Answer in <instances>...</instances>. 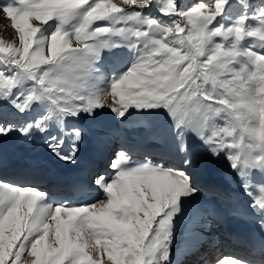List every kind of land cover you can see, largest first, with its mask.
<instances>
[{
  "label": "snow or ice",
  "instance_id": "1",
  "mask_svg": "<svg viewBox=\"0 0 264 264\" xmlns=\"http://www.w3.org/2000/svg\"><path fill=\"white\" fill-rule=\"evenodd\" d=\"M242 6L247 0H237ZM152 0H9L0 3V19L17 34L15 42L0 36V53H6L5 69H0V97L7 98L17 80L34 81L31 92L12 101L23 113L34 101L46 99L49 115L56 117L61 132L70 141L65 155L59 149L63 139L49 137L48 148L60 160L72 162L82 138L80 130L65 131L63 118L79 111L108 107L122 118L130 107L167 110L174 128L191 127L213 156L226 151L231 167H264V53L244 51L250 67L232 70L238 53L217 43L213 37L240 41L258 38L264 46V5L251 16L241 15L225 28L210 25L220 16L228 0H197L179 11L174 0L161 7L165 16L177 15L171 24L156 18H142V10ZM128 9H132L128 11ZM79 16L72 32L60 25ZM257 27L246 30L245 22ZM58 26L47 38L39 37L49 21ZM136 21L132 35L143 47L135 62L110 82L109 91L94 96L86 91L80 72L90 52L87 43L94 36L111 31L97 27L98 21ZM120 31H124L121 29ZM186 33V35H182ZM75 38L73 45L72 38ZM133 47H136L133 45ZM17 71L7 75L6 71ZM111 103H107L108 98ZM213 114H223L227 126L204 134V122ZM15 128L20 135L30 129L44 131L41 119L16 126L0 122V136ZM180 151L185 146L182 136ZM128 155L116 152L109 164L113 176L95 183L104 199L83 206L43 205L44 194L34 188H21L0 182V264H165L169 258L170 228L180 199L196 192L190 176L179 169H162L144 164L127 167ZM185 165L189 164L186 159ZM250 207L264 216V184L256 187ZM264 229V220L261 221ZM216 264H246L226 256Z\"/></svg>",
  "mask_w": 264,
  "mask_h": 264
},
{
  "label": "rangeland",
  "instance_id": "2",
  "mask_svg": "<svg viewBox=\"0 0 264 264\" xmlns=\"http://www.w3.org/2000/svg\"><path fill=\"white\" fill-rule=\"evenodd\" d=\"M196 2H197V0H184L183 2H182V0H174V3L176 4V7H177V9L179 11L186 10L187 8L191 7ZM164 3H166V0H152V3L149 5V7H147V8H145V9L142 10V18H154L155 17L156 19H158L160 21H163V22H166V23H169V24H171L173 21L179 20V17L177 15H175V14L169 15V16H165V15L161 14L160 9L164 5ZM262 5H264V0H247V5L246 6H242L240 3L237 2V0H228V3L224 7L223 13L220 16H218L216 18V20L212 23V25H210L209 27L211 29V28H215V27H217L219 25H223L225 28H227L230 25H233L236 22L237 18L240 17L241 15L251 16V14L254 11H256L259 7H261ZM131 10L132 9H128V11H131ZM0 13H1V17H2L3 13L2 12H0ZM158 14H160V15H158ZM249 21H252L254 28L258 26V24H257V22L255 20L248 19L245 22V28L246 29H248V25L246 23H249ZM51 22H54V20L53 21H49L48 24L49 23L51 24ZM79 22H80V18H79V16H76V17L72 18L71 21L67 25L65 23V24L60 25V26L62 27V29L64 28V31H67L69 29L68 32H72V30L79 24ZM100 22H103V21H98V22L94 23V25H95L94 28L102 27L100 25L97 26V24H99ZM121 22H123L122 25H121ZM7 23L8 22L6 20H4V23L3 24L5 25ZM125 23H127V25H125ZM48 24H46V25H44L42 27L41 32L42 31L44 32V28ZM0 25H1V22H0ZM4 25H3V28L0 27V30L2 29V31H0V34H2L3 40L5 42H15L16 46H19V41L16 38L17 37V34L10 27L8 28V30L5 31L4 30ZM105 25L108 26V28H109V26L112 28L111 29L112 34L119 33L120 35H116L113 38H109V36L108 37L107 36L105 37V34H107V33H103V34L94 36L92 38L94 40L93 42H87L90 46L99 45L100 48L101 47H108L111 44H115L116 42L120 41L121 38L123 39L121 41V43L124 44V42L126 40H129L130 38H132L133 40L134 39L136 40V38L132 35V31L135 30L136 28H140L141 30H143V29L146 30L144 28L143 24H139L136 21H129V22H125V21H119V22L107 21V23ZM53 26L54 25L52 24V26H50V28L53 29ZM91 27H92V25H91ZM91 27H90L89 31H92ZM50 28H47V30H45V32L42 34V35H44V37L47 36V33L50 34L49 32H52L55 29L54 28L53 30H50ZM254 28H252V29H254ZM121 29H124V31H120ZM13 34L15 35V37H14ZM11 35L14 37V38H12V41H10ZM182 35H186V33H184ZM252 39H258V38H244V39L240 40L239 43H238V41H234L232 39L222 40L220 37H216L215 40L214 39H211L208 42V44H207L206 47H207V49L211 50V48H213L215 46V44L222 43L226 48H232L235 51H237V53H239V52H241V49L243 51L249 49L250 41ZM96 41H98V42H96ZM72 42L75 45V38H74V36L72 38ZM99 42L101 43V45H100ZM117 45H119V44H117ZM128 45H129V47H131L132 46V43H128ZM139 45L141 46V48L143 47L142 44H139ZM258 46H259V44L256 45V47H258ZM240 47H241V49H240ZM141 48H140V50H141ZM104 49L101 48V50H104ZM105 50L108 51L109 49L106 48ZM252 50L255 51L254 49H252ZM91 54L90 53L86 54V61H87V63L85 65L84 69L81 70L80 75L82 76V82L84 83L85 88H86V91L88 93H90V94H92L94 96L95 95L96 96H103V94H105L107 91H109L110 84H109V86H106V88H107L106 90L107 91H105V92L103 91L101 93H93L88 88L89 86L91 87L93 85V84L87 82V79H89L90 77H92L91 76L92 74L90 75V73H93L92 70H90V69H93V63H92L93 60H91V58H92L93 55H91ZM6 56H7L6 53H0V69H5L6 68L5 62L3 61L6 58ZM89 57H90V59H89ZM136 58H137V55L135 54V55L131 56L130 59L132 61L134 60L133 62H135ZM243 58L244 57L242 55L236 57L235 60H234V62H233V64L230 65V68L232 70L240 71V67H245L243 65L244 62H242V59ZM244 60H246V59H244ZM248 68H246V69H248ZM14 71H17V70L13 68L11 71H6V74L7 75H11L12 72H14ZM86 72H90V73L88 74ZM122 73H123V71H121V74ZM105 75H107V74L105 73ZM115 76H116V74H115ZM106 79L109 80V78L107 76H106ZM18 80H20L19 83H18ZM18 80H17L16 85L11 89V91L8 94L7 98L0 97V115L3 116V115H7L8 114V115H10V117H9L10 120H13V118H14L15 114H17V112L19 113V111H17V109L13 106V104L11 102L12 101H16L18 98L19 99H22L25 95H27L29 92H31L32 89H33V87L35 86L34 85V81H32V80H30V79H28L26 77H21ZM36 102H38L40 105L43 104V105H46L49 108L51 107L50 106V103L46 99H41L39 101H34V102H32L30 104V106L28 107V109H26L22 114L20 112V114H19V115H21L20 116V119H15L14 122H11L10 124H14L16 126H20V125H23V124H25V123H27L29 121H36L38 119H41L42 126L45 129L44 131H42V133H50V132H52L50 135L54 136L56 132H59L60 131V128H59L60 126L57 124L56 126L48 127V125H49V119L47 120V125H46L45 122H44L45 120H44V116H43V115H47V114L45 113V110L42 107H39V104L36 103ZM107 103H109V104L111 103V98L110 97L108 98ZM4 110H5V112H4ZM11 110H12V112H11ZM94 110L97 111V112L98 111H101L103 113V115H101V117H104V118L108 116L106 114L107 112H112L106 106L105 107H100V108L93 109L92 111H94ZM103 111H105L106 113H104ZM139 111H144V114L147 111H150V113L146 116V118L148 119V122H149L148 123L149 126H147V128L150 127L151 122H154V121L151 120L152 118L156 120V118H158L159 116H163V118L161 119L160 123L158 124V125H163V126L165 125L166 126L165 127V131L162 133V136L163 137H166V138L169 137V136L172 137V132H174V131H172V128L173 127L170 126V123L173 122V125H174V121L169 116L167 110H165L162 107H159V108H155V109H140ZM79 112H83V113H79ZM79 112L78 113L80 114V117L72 116V115H70V116L77 117V118H81L84 122H86V121L89 122V120L90 121L92 120V117H93L92 115L86 114L87 112H85V111H79ZM127 112L131 116L132 113L134 114V113L137 112V109L135 107H130ZM158 114H159V116H158ZM153 115H154V117H153ZM68 116L69 115H66L63 118V121H64L63 122V128L66 131H69V130L72 129L71 126H68L70 124V121H71V117H68ZM17 117H18V115H17ZM55 119H56V117H55ZM94 119L95 120H98L99 118L96 117ZM164 119H166V120H164ZM99 120L101 121L102 119H99ZM227 123L228 122L224 118V115L223 114H213V115L209 116L208 119L204 122V134H205V136L209 135L210 132H211V130H213V129H221V128L226 127L227 126ZM5 124H9V122H5ZM74 124H76V123H74ZM53 127H54V130H53ZM33 129L36 130V128H33ZM100 129H102V128H100ZM187 129H188V127H185V129H183V131L186 133ZM11 132H13V131H11ZM14 132L15 133H19L17 131H14ZM144 133H148V132L145 131ZM61 135H63L62 138L64 139V134L62 132H61ZM186 135H189L190 138H192L193 140L196 141L195 142L193 140H190V143L191 144L193 143L192 146H194V144L198 142V139H199V141L201 139L200 136H199V134L196 131H194V130H192L190 132V134H187L186 133ZM40 136H41V134H40ZM52 136H49V137H52ZM49 137H46L45 138V141H48V143L49 142H51V143H55L56 142V141H49ZM66 138H67V136H66ZM38 139H39V137H38ZM32 140H33V137H31L29 139H25L23 141V144H22V146L20 148V149H22V152H21L22 155H26L27 154V152H25L23 150V147L25 146L26 149L29 150L30 149L29 142L32 141ZM40 140L41 139L37 140V142L40 141ZM56 140H57V138H56ZM202 141H203V144H204V140L203 139H201L200 142H202ZM48 143H46L45 146H44V148H42L41 156L43 158L49 159V161H51V160H54L55 155H53V153L51 152V150L48 149ZM188 143H186V141H185L186 149L187 148H190L188 146ZM200 144L201 143H198V145H200ZM42 145H43V143L40 146H42ZM193 151L194 150L190 151V157H192L191 155H193ZM226 151L227 150L221 151V152H219L215 156H213L211 152L209 153L210 155H208V154H200L199 153L200 155L197 154L196 158L197 157L198 158L195 161L199 162L201 159H203V161L201 160V162H199L198 164H204V163L207 164L206 167L209 168V170H211V172H213V174H214L213 177L217 181H221V179H226V178L236 179L238 176L239 177H241V176L243 177L246 172L248 173L247 177H249V174H250L249 172H250V169L251 168H253V172L255 170L257 172L259 170V168H262L260 166L245 165L243 168H241V167L238 166L237 169H233L232 167H229L231 164H230L229 160L227 159ZM202 152H207V151L206 150H203ZM177 153L182 154L179 150H177ZM182 155H184V154H182ZM191 159H193V157ZM196 166L197 165L194 166L195 169H197ZM199 167L201 168V165H198V168ZM202 167H203V170H204L205 169V166L203 165ZM224 168H229V177H225L224 173H222V170ZM192 170L194 172L198 173L196 170H194V169H192ZM232 171H234V173ZM241 171H243V172H241ZM202 174L205 175L203 173V171H202ZM257 176H259V175H257V173H256V175L254 174L253 175V178H252V180H253V182L255 184H256L257 180H259V178L258 179H255ZM236 180H238V179H236ZM248 185H249V189L253 193L256 194V187H255V185L253 183H250V182L248 183ZM189 197L190 196H188L187 202L188 201L190 202L191 199L194 198L195 196L190 197V198ZM183 198H187V197H183ZM101 199H104V197L101 198ZM179 205H182V204H179ZM184 205L185 204H183L181 206L182 209L180 208V215L175 214L174 217H173L172 223H171V228H170V242H169L168 247H169V251L174 249L173 252H175V253L173 254V252L171 251V253L169 254L170 255V258L165 262V264H174L172 261H176L177 260V257H176L177 256V252H180V251H177L179 249V248H177V244L176 245L174 244L175 245L174 246L171 243H174V241L176 240V242H179L178 245L183 244L184 247H181V248H183L181 250V253L183 254L184 251H186L188 249V246H190V243H189V238L190 237H189V234L187 233V231L191 234L193 232L194 228H196L195 229V232L193 233L194 234V237H192L190 239L192 241H195V239H196L197 236L200 237V238L202 237L201 239H204L203 236H200L197 233L201 234L206 229L208 231V228L211 229V228L214 227L211 224H209V219L208 218L206 220L203 219V222L204 223L201 220L198 221V219H199L198 218L197 219L198 222H196V225H194V224H193V226L192 225H187V223H190L192 220L191 219L190 220H187V218H185L184 216H182V213H185L184 211L186 210L185 209L186 207ZM181 210H182V212H181ZM183 220H186L185 223H181ZM201 223H203V224H201ZM200 227H205V230H204V228H200ZM188 228L189 229L190 228H193V229L190 231ZM174 230H177V231L174 232ZM178 231H180V232H178ZM213 231H215V230H213ZM176 232H178V233H176Z\"/></svg>",
  "mask_w": 264,
  "mask_h": 264
},
{
  "label": "bare ground",
  "instance_id": "3",
  "mask_svg": "<svg viewBox=\"0 0 264 264\" xmlns=\"http://www.w3.org/2000/svg\"><path fill=\"white\" fill-rule=\"evenodd\" d=\"M1 1H3V0H0V2ZM184 0H182V2H183ZM158 15H160V14H158ZM0 17H1V13H0ZM155 18V17H154ZM71 20H69L67 23H66V25L70 22ZM0 22H1V25H0V27L1 28H3V23H4V20L3 19H0ZM52 24L54 25L53 26V29L55 28L56 29V27L58 26V22L57 21H55L54 20V23L53 22H51V24L49 23L45 28H44V32H45V30H47V28H50V26H52ZM247 25H248V29H246V30H251L252 28H254L253 27V23H252V21H249V23H246ZM100 24H97V26H99ZM71 26V25H70ZM53 29H51L50 28V30H53ZM54 29V30H55ZM68 29V28H67ZM8 30V29H7ZM63 30H64V28H63ZM69 30V29H68ZM67 30V31H68ZM72 30V29H71ZM0 31H2V29L0 30ZM4 32V31H3ZM8 32V31H7ZM43 31L39 34V37H42V38H47V36L48 35H50V34H48L47 33V36H45L44 37V35H42L43 33H44ZM111 32V31H110ZM9 33V32H8ZM49 33H51V32H49ZM111 34H112V32H111ZM14 35V34H13ZM0 36H2V34H0ZM14 37H15V35H14ZM12 35H11V37H10V41H12V38H14ZM96 42H98V41H96ZM133 42V41H132ZM100 43V42H99ZM238 43H239V41H238ZM257 44H259V46L258 47H256V45ZM74 45V44H73ZM100 45H101V43H100ZM128 45V44H127ZM133 45L134 44H132V46L131 47H129V45H128V47H129V53H128V55H126L125 53H124V50H125V48H126V46H123V47H121V45H117V44H112L110 47L112 48V51L115 53V58L113 59V63L115 64V68H116V78H118L117 76L120 74L121 75V71H123V73L134 63L133 61L132 62H130V63H123V64H120V59L121 58H127V57H129L131 54H133ZM90 46V45H89ZM109 46H108V48L107 49H111ZM101 48H105L106 49V47H101ZM101 48H100V46L99 45H93V46H90V54L91 55H93L92 56V58H91V60L93 59V62H94V68H96V69H94L95 71L93 72V73H90V72H86V73H90V75L92 76V77H90L89 79H87V82H89V83H91V84H93L91 87L89 86L88 88H89V90L90 91H92L93 93H101V92H105V91H107L106 89V86H109L108 85V83H109V80L108 79H106V76L107 75H105V71L103 70V68L101 67V65H100V63H102L103 62V58H102V55L100 54L101 53ZM124 48V49H123ZM140 48H141V46H140ZM249 48H251V49H254L255 51H257V52H260V53H264V46H260V43H259V39H252L251 41H250V45H249ZM104 49V50H105ZM109 51V50H108ZM108 51H106V54H107V52ZM241 56V55H240ZM89 59H90V57H89ZM242 60H244V58L242 59ZM91 62V61H90ZM107 62H111V60H107L106 62H105V64L107 63ZM112 63V62H111ZM246 64H248V66L246 65ZM245 67H240V70H245L246 68H248L249 66H250V64H249V62H248V59H246V60H244V64H243ZM238 67V66H237ZM111 70H114L113 69V66H112V69ZM239 70V69H238ZM84 72V71H83ZM19 81L20 80H18V83H19ZM19 86V85H18ZM104 95V94H103ZM96 96V95H95ZM2 99V98H1ZM12 103V102H11ZM36 103H38V102H36ZM13 104V103H12ZM39 104V103H38ZM39 107H42L44 110H45V113L47 114V115H43L44 116V120H45V124L47 125V120L49 119V125H48V127H51V126H56L57 125V122H56V119H55V116L54 115H49V111H50V108L49 107H47L46 105H40L39 104ZM5 109V108H4ZM151 111V110H150ZM150 111L147 113V115L150 113ZM4 112H5V110H4ZM11 112H12V110H11ZM44 112V111H43ZM95 112V111H94ZM99 113L101 114V115H103V113L101 112V111H99ZM12 114V113H11ZM22 114V113H21ZM94 114H97V113H94ZM108 116L107 117H105V121L106 122H108V121H110L111 119H115V117H116V115L114 114V113H106ZM89 115V114H88ZM75 116H77V117H80V114H77V115H75ZM92 116H95V115H92ZM158 116H159V114H158ZM153 117H154V115H153ZM161 117V118H160ZM9 118V117H8ZM104 118V117H103ZM163 118V116H159L158 118H156V120L155 119H151L152 121H154V122H151V125H153V127H154V125H156V124H159L160 123V121H161V119ZM87 119V118H86ZM108 119V120H107ZM122 119H125L124 118V116L122 117ZM164 120H166V119H164ZM66 121V120H65ZM90 121V120H89ZM64 122V121H63ZM87 122V121H86ZM134 123H136V124H141V125H143L144 127H147V126H149L148 125V119L147 118H144V119H141L139 116L136 118V119H134ZM69 124V123H68ZM162 124V123H161ZM74 125H77V124H74ZM172 125H173V122L172 123H170V126L172 127ZM100 126V125H99ZM106 125H101L100 126V128H102V129H105L104 127H105ZM158 126V128H160V131H158V130H156V129H154V132H156V136L154 137V139H159V140H157V141H160V145H158L157 147H158V149H156V148H154L153 149V152H156V151H160V153L161 154H164V152L165 153H167V154H169L170 156H172L173 157V159L174 160H171L170 158H168L167 156H165V158L164 157H161V159H162V164H164L165 166H169L168 164H170V165H173V164H175V162H176V164L178 165V166H182L181 167V169H183V164H181V162L184 160V159H187L188 160V158H186V150L184 151V152H181L180 150V152L182 153V154H184V155H182V154H179V153H177V150L180 148V143H181V140L179 139V138H177L176 137V131H175V129L173 130V128H172V131H174V132H172V138H174L172 141H170L169 140V137H163L162 136V133L165 131V125L163 126V125H157ZM33 129V128H32ZM101 129V130H102ZM53 130H54V127H53ZM193 130V128H191V127H188V129H187V131H186V133L187 134H190V132ZM146 132H148V131H146ZM158 132H160V135H159V133ZM105 133V132H104ZM186 133L182 136V134H180V136H182V139H183V143L185 144V141H186V143H190V140H193L192 138H190L189 137V135H186ZM126 134H128L127 132H126ZM50 136H52V135H50ZM56 137H58V140H61V139H63L62 138V136L63 135H61V131L59 132V134H56L55 135ZM65 136V135H64ZM105 136L106 137H108L109 136V132H107V133H105ZM145 136L147 137V138H151L150 137V135L148 134V133H145ZM132 137V136H131ZM65 138H66V136H65ZM20 136H19V133H15L14 131L13 132H11L10 131V133L7 135V136H0V161L2 162L5 158H12V157H16V155L14 154V152H13V146L14 147H16V145H20V146H22V143L20 142ZM38 139V138H37ZM39 139H42V137L39 135ZM151 139H153V138H151ZM185 140V141H184ZM45 141V140H44ZM134 141L137 143V144H139L141 147H144V148H149V146H145L144 145V143L142 142L143 140L141 139V140H138V139H134ZM193 141H195V140H193ZM200 141H201V139H200ZM199 141V139H198V142L197 143H195L194 144V147L195 148H197V150H198V143H201L200 144V147H201V149H202V151H203V149H204V145H206V151L207 152H202L200 149H199V151H195V158H196V156H197V154H208V155H210L209 153H210V151H209V146L207 145V144H203V141L202 142H200ZM39 142V141H38ZM92 142V143H91ZM91 142H89V141H87L86 139H84L83 137L81 138V140H80V142H79V144H78V146H77V148H78V150H77V152H76V155H75V157H74V160L71 162L72 163V165H75L77 162H78V160H80V159H78L77 157H80L81 156V153H83L84 151H85V149L87 148V147H90V150H91V152H92V156L93 157H98V156H101L103 153H104V149L102 148V145H101V141H99V140H93V141H91ZM196 142V141H195ZM48 143V142H47ZM94 143V144H93ZM188 143V146L190 147V148H192L191 147V145H193V143L190 145ZM42 144V143H41ZM64 143H62V145H61V147H60V149H59V151L62 153V154H67L68 152H69V150H70V147H66L65 145H63ZM116 144H119V141H117L116 142ZM198 146V147H197ZM185 149H186V147H185ZM170 151H171V153H170ZM34 153V152H33ZM189 154V153H188ZM199 154V155H200ZM33 155H35V154H33ZM33 155H26V156H24V158H23V160H21L23 163H26ZM198 158V157H197ZM196 158V159H197ZM76 159V160H75ZM190 161V160H189ZM59 162L60 163H64L65 161H63V160H59ZM53 163V162H52ZM60 163H56L57 165L58 164H60ZM53 166H56L55 164L53 165ZM188 169V168H187ZM186 169V170H187ZM195 169V168H194ZM198 173H196V172H194L192 169H188L187 171H186V173L190 176V178H191V185H192V187H194V186H196V192L199 194V192L197 191V188H200V186L199 185H203V177H205L206 175H203L202 174V171H203V167H202V169L201 170H196ZM233 173H234V171H232ZM205 174V173H204ZM264 174V171L261 173V175L260 176H257L255 179H258L259 178V180H257V182H256V186H258V185H262V184H264V178H261V176ZM248 175V174H247ZM242 177V176H241ZM252 178H253V175H251V174H249V180H251V181H253L252 180ZM243 180L242 179H238L237 181H235V182H231V183H237V182H242ZM1 182H3L4 184H7L6 182H4V181H1ZM230 183V184H231ZM7 185H12V184H7ZM222 185H224V184H222ZM221 185V186H222ZM12 186H16V185H12ZM17 187H21V186H17ZM21 188H28V187H21ZM231 190H233V191H236L237 192V190L238 191H242V192H244L245 194H246V192H245V190L244 189H242V188H239V189H237V190H235L234 188H231ZM249 191V190H248ZM196 192L194 193V194H196ZM235 192V193H236ZM193 194V195H194ZM193 195H190V197H192ZM254 195V194H253ZM189 197V198H190ZM188 198V197H187ZM181 199H184L183 197L181 198ZM193 199V198H192ZM191 199V200H192ZM100 200H101V198H100ZM99 201V200H98ZM97 202V201H96ZM41 204H43V203H41ZM182 205H183V203H181ZM181 205V206H182ZM184 207V206H183ZM187 210H188V212L190 213V217H189V219H187V220H192L190 223H187V225H192L193 226V224L194 225H196V222H198L197 221V219L198 218H202L203 217V219H205L206 220V218L208 217V215H207V213H206V210H204L203 209V207H201V206H197V205H190V206H188L187 205ZM182 209V208H181ZM186 209V208H185ZM217 210H221L222 212H223V207H221V206H218V207H216V208H214V207H211V208H209L208 209V212L210 211V212H213V213H216L217 212ZM181 212H182V210H181ZM184 212H186V210L184 211ZM183 214V213H182ZM186 218V217H185ZM184 222L183 223H185V221L186 220H183ZM182 223V222H181ZM180 223V224H181ZM176 224V223H175ZM218 228V227H217ZM177 229V228H176ZM189 229V228H188ZM193 228H190L189 230L191 231ZM195 229L196 228H194V230H193V232L191 233L192 235H191V237H194V232H195ZM218 230H219V228H218ZM175 231H177V230H174V232ZM188 232V231H187ZM176 233H178V232H176ZM189 233V232H188ZM198 237V236H197ZM196 237V239H201L200 237H198L197 238ZM203 238L205 239L206 237H204L203 236ZM203 240V239H202ZM188 242V241H187ZM179 247V246H178ZM182 247H184L183 246V244H182ZM190 246H188V248H189ZM183 249V248H182ZM182 249H180V250H177V251H180V252H177V260L176 261H172L174 264H179V260H182V259H178L179 258V256H181L182 255V253H181V250ZM184 251V250H183ZM171 253V252H170ZM172 257V256H171ZM174 257V256H173ZM172 259V258H171ZM182 264V263H181Z\"/></svg>",
  "mask_w": 264,
  "mask_h": 264
}]
</instances>
